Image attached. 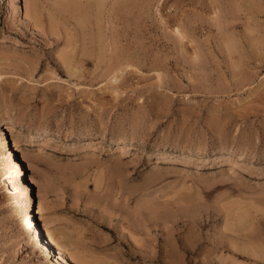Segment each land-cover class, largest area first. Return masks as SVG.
Returning a JSON list of instances; mask_svg holds the SVG:
<instances>
[{
  "label": "rangeland",
  "instance_id": "rangeland-1",
  "mask_svg": "<svg viewBox=\"0 0 264 264\" xmlns=\"http://www.w3.org/2000/svg\"><path fill=\"white\" fill-rule=\"evenodd\" d=\"M72 1L0 0V264L17 156L68 264H264V0Z\"/></svg>",
  "mask_w": 264,
  "mask_h": 264
},
{
  "label": "bare ground",
  "instance_id": "bare-ground-1",
  "mask_svg": "<svg viewBox=\"0 0 264 264\" xmlns=\"http://www.w3.org/2000/svg\"><path fill=\"white\" fill-rule=\"evenodd\" d=\"M56 4H60L63 6L64 9H73L74 7H77V2L72 0H54ZM102 1V0H101ZM100 1V2H101ZM99 2V3H100ZM33 6L36 8V0L33 2ZM62 8V7H61ZM62 8V9H63ZM229 49L231 48V45L229 44ZM66 138L70 137V135H65ZM102 137V136H101ZM46 138V137H44ZM103 138V137H102ZM11 152H17L18 148L16 147L15 143H13L11 147ZM195 153L198 154L197 151ZM253 160V159H252ZM262 160H264V155L262 156ZM24 158L22 156L16 157L14 162L11 165H7L5 168L4 173H2L1 176H5L9 178L15 176H25L26 181V194L28 195V215L26 216L25 223H27L28 227H33L31 231V235L33 237V242L36 244L38 251L42 255L47 254V261L48 264H68V260L63 254L62 250L59 247H55L52 245L51 240L46 238V234H42L41 230L39 229V221L41 220L40 217L38 218L36 215L40 213L42 210V201L40 195L37 193L34 196V191L32 190V185L35 184V180L32 177V175L27 176L26 173H24L25 167L23 165ZM22 178V177H21Z\"/></svg>",
  "mask_w": 264,
  "mask_h": 264
}]
</instances>
